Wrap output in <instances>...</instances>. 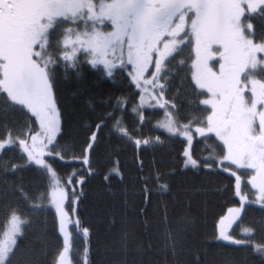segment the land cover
I'll return each mask as SVG.
<instances>
[{
    "label": "trees",
    "instance_id": "obj_1",
    "mask_svg": "<svg viewBox=\"0 0 264 264\" xmlns=\"http://www.w3.org/2000/svg\"><path fill=\"white\" fill-rule=\"evenodd\" d=\"M251 22L259 40L264 34V18L254 16ZM79 57L76 69H65L62 62L56 73L55 95L60 112L57 149L66 155L63 160L46 157L63 180L72 177L75 182V191L66 196L65 202L72 218L68 227L72 264H83L85 248L90 264H196L197 257L198 264H264V257L250 247L219 238L220 219L241 200L236 194L235 177L220 166L222 144L215 134L195 137L191 151L199 166H186L187 139L157 125L166 115L165 109L138 110L141 93L128 67H117L109 77L102 67L93 68L83 53ZM160 77L167 107L178 123L207 115V106L199 103L205 96L196 94L200 90L194 91L191 81L189 49L167 63ZM2 102L0 97V106ZM109 113L113 114L111 119ZM139 114L144 117L142 121ZM117 119L134 139L147 138L150 143L137 146L134 139L120 134L114 127ZM97 124L102 127L97 129ZM29 129L36 134L40 124L26 109L0 116V139L11 131L14 136L29 140L30 135H21ZM89 143H93L91 149ZM85 149L90 165L83 161ZM213 159L217 162L213 163ZM206 163L211 167L206 168ZM11 164L24 167L12 172ZM114 168L121 175L113 172ZM243 175V189L250 200L232 233L236 239L246 240L248 236L242 229L255 228L252 239L264 243V206L253 202L254 190L247 183V172ZM81 178L82 182L77 183ZM162 184L167 185V190L160 188ZM146 186L147 193L143 191ZM51 188V177L39 166H29L26 153L18 145L0 150V238L12 209L27 219L23 234L17 236L12 264H54L63 248L59 216L50 199H40L42 195L47 197ZM33 204L37 207L33 208ZM165 213L168 227L178 233L176 255L163 250ZM84 228L89 229L87 236Z\"/></svg>",
    "mask_w": 264,
    "mask_h": 264
},
{
    "label": "snow or ice",
    "instance_id": "obj_2",
    "mask_svg": "<svg viewBox=\"0 0 264 264\" xmlns=\"http://www.w3.org/2000/svg\"><path fill=\"white\" fill-rule=\"evenodd\" d=\"M254 16L264 18V0H0V97H3L0 116L26 109L43 130L42 137L32 134L30 129L21 133L25 137L31 136V144L27 138L14 136L9 131L0 139V150L18 145L26 153L29 166L35 164L51 177L53 187L47 197L42 195L40 199H50L57 215L63 217L61 205L65 192L59 187L60 180L46 159L59 157L63 160L66 155L57 149L60 112L55 88L61 63L65 69H76L80 62L78 54L83 53L93 68L102 66L109 77L117 67L131 66L133 71L129 75L137 87H141L149 65L154 64L152 79L143 80V83L155 87L166 64L187 48L191 59V81L194 91L200 90L196 94L206 97L199 103L207 106L204 108L207 115L203 118L194 116L177 127L171 114H166L167 122L161 126L186 137L189 145L193 140L194 124L198 125L194 131L200 136L214 133L222 144L219 162H230L237 169L251 170L247 183L256 192L253 202L264 206V34L257 39L251 22ZM81 24L83 28L79 27ZM104 28H110V31H104ZM167 105L165 101L162 107ZM139 115L142 121L144 117ZM112 116V113L108 114L109 119ZM96 127L100 129L102 124ZM114 127L129 140L134 139L119 119ZM95 140L94 132L91 141ZM134 143L148 145L150 141L134 139ZM92 147L93 143H89L88 149ZM88 149L84 150L83 161L90 165ZM184 155L186 166H199L189 149H185ZM212 162L217 161L213 159ZM204 166L211 167L207 163ZM22 167L24 165L11 164L10 170L15 172ZM4 168L5 172L9 170L8 163ZM225 170L235 177L236 194L241 199V208L233 215L235 219L240 216L247 196L241 194L240 175L231 167ZM112 171L121 175L118 168ZM71 182L70 177L68 183ZM160 188L167 190V185L162 184ZM18 191L29 199L22 187H18ZM143 191H149L147 186ZM35 207L37 205L33 204ZM162 223L163 250L176 255L178 233L168 227L166 213ZM26 224L27 219L12 209L0 238V264H12L18 247L16 238L23 234ZM76 224L79 225V221ZM60 231L64 234V245L54 264H72L70 234L65 231L63 219ZM242 232L248 239H236L223 230L219 238L250 247L264 257V243L252 239L256 229L244 228ZM83 233L87 236L89 229L84 228ZM127 236L125 232V243ZM147 248H152L151 243ZM87 253L85 248L83 264H90Z\"/></svg>",
    "mask_w": 264,
    "mask_h": 264
},
{
    "label": "rangeland",
    "instance_id": "obj_3",
    "mask_svg": "<svg viewBox=\"0 0 264 264\" xmlns=\"http://www.w3.org/2000/svg\"><path fill=\"white\" fill-rule=\"evenodd\" d=\"M67 26H68V25H65V27H67ZM72 27H76V25H72ZM79 27H80V28H83V25L81 24V25H79ZM103 30H104V31H110V28H104ZM80 54H81V53H79L78 55H80ZM99 67H102V66H99ZM216 67L218 68V63L216 64ZM154 70H155V69H154V64H150V65H149V69L144 73L143 79L141 80V87H137V88L139 89L140 93H141V95H140V99H139V103H138V110H139V109H145V108H148V107L163 108V109L166 110V114H171L172 119L176 122V126L179 127L180 125H183V124H180V123H178V122L176 121V119H175L174 116H173V113L171 112V110L168 109L167 106H163V107H162V105L165 103L166 100H165V97H164V93H163V96L161 97V92H163V87H161L162 84H161V82H160V78L157 80L155 87H154L152 84L145 85V84L143 83V80H151V79H152V71H154ZM132 71H133V70H132L131 66H129V67H128V72H132ZM131 79H132V77H131ZM132 81H133V80H132ZM134 83H135V82H134ZM135 85H136V83H135ZM136 86H137V85H136ZM205 98H206V97H205ZM158 101H159V102H158ZM166 122H167V115H165L162 119H160V121L157 123V125H158L160 128H162V129L168 131L166 128H164V127L161 126L162 124H164V123H166ZM195 127H197V126H193V127H192L193 140L195 139L196 136L201 137L200 135H198V134L195 133V131H194ZM181 130H182V129H181ZM168 132H169V131H168ZM170 133H171V132H170ZM36 134H39L41 137L43 136V130L41 129V127H40L39 132L36 133ZM172 134H174V133H172ZM207 134H214V133H207ZM207 134H205V135H207ZM174 135H178V136H180V137H182V138L187 139L186 137H184L183 135H179L178 133H175ZM205 135H204V136H205ZM193 140H192V144H193ZM28 142H29V144H31V137L29 138ZM45 143H46V141H45ZM192 144H191V145L188 144L187 147H186L187 149L190 150L191 155H192V151H191V149H192ZM192 158H193V157H192ZM189 165H190V164H189ZM220 166L223 167L224 169H228L229 167H231V170H232V171H235L238 175H240V177H241V181H242V183H241V194L247 196V200H246L245 203H244V207H245V204H246L247 202H249L250 197H249L248 193L244 192V189H243V185H244V177H245V176L243 175V173H244V172H247L246 179L248 180L249 176L252 175L251 170L244 169V168L237 169L235 166H232V165L230 164V162H223V163H220ZM52 167H53V166H52ZM53 169H54V167H53ZM54 170H55V169H54ZM229 172H230V171H229ZM55 173H56L57 177H58L59 180H60L59 187H60L61 189H63L64 192H65V198L63 199V203H62V205H61V207H62V209H63V213H64V215H63V217L59 216V220H60V222H61V219H63V220L65 221V231L68 232V233L70 234L68 227H69V226L71 225V223H72V218H71V216L69 215V212H68V209L66 208V204H65V202H66V196H67L68 194H70L71 191H72V192L75 191V188H76V187H75V182H74L73 178L71 177V178H72V182L69 184V183H68V179H69L70 177H68L66 180H65V179L63 180V179L60 177V175L57 173L56 170H55ZM230 173H231V172H230ZM52 187H53V185H52ZM253 195H254V197L256 198V192H255V190L253 191ZM239 198H240V196H239ZM240 200H241V199H240ZM50 205L56 210V208H55V206H54L53 203L50 202ZM244 207L241 209L240 216L236 217L235 219H233L234 212H235L236 209H240V208H241V204H239V205H237V206L230 207V208L227 210L226 214L220 219V222H219V224H218L219 235H220L221 230H223V231L226 232L227 234H230V235H232V236L234 237V235H233V233H232V229H233V226L238 222L239 218L241 217V214H242V212H243ZM230 210H232V211H230ZM56 212H57V211H56ZM219 237H220V236H219ZM16 239H17V238H16ZM220 239H221V238H220ZM224 241H225V240H224Z\"/></svg>",
    "mask_w": 264,
    "mask_h": 264
}]
</instances>
